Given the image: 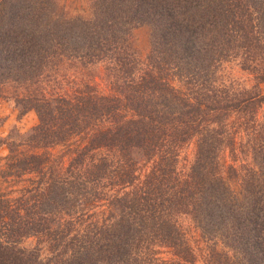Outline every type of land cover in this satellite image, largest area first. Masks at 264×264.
<instances>
[{
    "label": "trees",
    "instance_id": "1",
    "mask_svg": "<svg viewBox=\"0 0 264 264\" xmlns=\"http://www.w3.org/2000/svg\"><path fill=\"white\" fill-rule=\"evenodd\" d=\"M262 83L264 0H0V264H264Z\"/></svg>",
    "mask_w": 264,
    "mask_h": 264
},
{
    "label": "rangeland",
    "instance_id": "2",
    "mask_svg": "<svg viewBox=\"0 0 264 264\" xmlns=\"http://www.w3.org/2000/svg\"><path fill=\"white\" fill-rule=\"evenodd\" d=\"M65 2L66 8L71 13H83L86 10L87 0H61ZM135 41L136 45L139 49V52L142 56L147 52L149 46V34L148 29L146 27H140L135 31ZM79 76L84 78H90L91 76H95L96 80L98 79V83L101 87L106 85L105 79L102 76L101 66L95 65L90 67L88 70H80L78 71ZM234 74L236 76L241 77L246 83L251 84L250 77L246 74L234 70ZM16 88L12 85L6 86L2 88L0 95V138L5 143L0 144V168H2L6 162V157L8 154V146L7 142L9 141V137L17 136V134H24L28 132L32 127H34L38 123V117L34 110H29L26 113L19 110L11 97V94L15 93ZM261 90L264 92V83L261 84ZM21 92V90H18ZM53 153L58 155V153H62V146H58L52 149ZM20 183L15 186L14 179H2L0 178V189L9 191L14 188H18ZM34 243V239L29 238L24 242V245L30 246Z\"/></svg>",
    "mask_w": 264,
    "mask_h": 264
}]
</instances>
